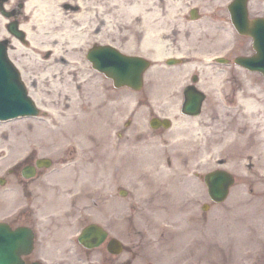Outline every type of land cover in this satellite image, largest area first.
I'll return each instance as SVG.
<instances>
[{
	"label": "rangeland",
	"instance_id": "obj_1",
	"mask_svg": "<svg viewBox=\"0 0 264 264\" xmlns=\"http://www.w3.org/2000/svg\"><path fill=\"white\" fill-rule=\"evenodd\" d=\"M22 1L24 0H9L8 4L15 5V7L10 8L19 9L20 12L17 15L19 22L23 21L24 15L22 9L24 4L21 7L19 5ZM2 17L3 15L0 13V20ZM1 25L8 32L6 23L3 22ZM108 35H111V33ZM98 42H110L128 52L139 50L127 49V45L124 46V43L129 44L127 40L108 39L104 41V39H100ZM15 49V44L10 45L9 55L20 70L21 78L27 87L28 93L41 108L38 116L27 118L29 122L33 121V125L24 126L20 130L26 131L33 127L32 130L40 133L36 129L37 123H39L38 125L43 123L41 118L48 117L53 112L51 108L54 105L46 104L44 99L43 102L37 101L34 95L35 83L30 82L23 74L22 67L17 61L18 56L13 52ZM83 61H86L89 68L92 69L85 52H83ZM155 67L152 66L151 76L146 78L142 90L138 91L128 88H119L112 91L109 88L111 87L110 80L92 69L108 81L105 85H107L106 87L109 88L110 92H117L119 97L124 98L121 101L123 103L117 108V114L112 113V120L110 119L112 125L107 129V141L104 143L98 141V144H102L99 148L98 154L101 153L99 156L91 153L90 150L85 151L83 149V154L79 157L75 166L61 170L65 167L62 159L71 155L74 145L69 144L72 148L65 147L62 149V143L67 144L69 140L59 141L60 134L56 130L50 134L57 141L55 144L51 140L43 148L38 147V145H33L35 147L30 148L32 158L42 155L53 157L52 164L47 168H43L41 173L36 175L30 182V186H28L30 188L34 185L51 188L48 185L49 182H66L68 177L65 175L69 173V176L73 177L74 172L78 175L76 170L91 173L93 177L88 188L80 183L74 187L80 196L77 203L69 202L68 197H56L52 199L53 205H49L46 210H41L45 216L50 212H54L53 217L47 216L42 219L43 225L40 230H43L44 234L37 241V249L44 253L41 259L44 264H87V258L96 257L98 251L85 254V260H82L85 258L84 256L80 258V256L77 257L74 254V251L71 252L69 239L71 235L73 237L75 234L73 230L79 228L80 224L89 221L104 223L113 234H116V236L121 235L120 237L129 246L127 251H123L118 255L117 261H101V264H216V260L218 264H234V260H236V264H239L245 258L248 259L252 256L253 253L263 254L264 251H260L258 246L264 245V192L263 194H254L247 191L248 189L260 190L262 185H259L258 176L262 173L254 167L252 171L245 173V175L239 172L236 165L233 166L234 162L228 165L227 162L223 163L222 166L236 170L237 180L224 201L212 202L208 197L205 183L196 175V172H204L209 168L218 166L216 158L222 152L220 148L216 151L217 147L213 146L211 140V137L216 136V134H211L208 127L203 126L204 129H200L196 126L195 117H193L192 122L190 118L180 114L174 117L178 120V123L174 124L175 126L165 131L163 129H159L160 131L151 130L152 128L148 125L149 116L152 113L157 114L159 111H164L165 106L173 105L179 100L180 92L176 88L185 82V72H187L183 68L177 70V66ZM252 75L260 77L259 73ZM262 83L264 85L263 81ZM148 84L150 89L144 91ZM234 85L229 84V92L233 91ZM236 91H239V89H236ZM175 92L177 95H174ZM146 93L149 96H146ZM151 96L156 102L153 101L150 106L148 105V99ZM209 97L207 101L211 99ZM161 106H164V108L161 109ZM208 112L209 106L206 103L200 118H206ZM125 119H128V121L124 124ZM179 119L186 121L187 125H184L186 122L182 123ZM188 129L193 131V139L187 140L186 133ZM137 130H140V132ZM145 130L151 132L150 138L143 132ZM198 130H201V132ZM176 138H181V141L173 143V149H176L174 151H177V153L173 149L166 151L164 142L173 141ZM112 143L116 145L117 164L112 157ZM98 144L97 146H99ZM24 145L23 140H21L19 148L21 155ZM27 146L25 145V147ZM152 147L155 157H161L162 162L164 158L177 160L181 169H184L185 176L176 183L179 195L188 200L186 206L182 209L177 210L176 208L172 212L159 211V206L153 204L152 189L149 191V181L153 180V177L150 174L141 172L140 163L135 166L134 162H131V158L135 159L134 155H137V152L139 153L138 158L144 157L145 154L142 155V153L145 150H151ZM188 149H192V151L187 152ZM236 149L243 154L242 148L236 147ZM124 150L128 155L125 162H123L122 157ZM213 151L216 152L210 156ZM257 152L260 153L259 161L256 160L257 163L254 166L263 169L264 146L257 147ZM234 155L235 159L233 161L238 160L239 158L236 156H239V153ZM89 156H93V158L88 160ZM19 157L20 155L0 169V175L5 178L4 182L0 183V216L10 206L25 199L24 196L17 193L16 187L13 186L14 174H5L6 168ZM63 160L66 162L69 159ZM227 160L229 161V158ZM77 177L79 178V176ZM120 186L127 189L126 195H118ZM85 194L88 196L86 197ZM203 202L209 203L206 209L201 208ZM91 203L92 205H90ZM70 206L72 208L69 209ZM62 211L65 214L58 216L57 212ZM166 223H174V226L178 229L172 226L162 228L161 225ZM179 224L185 227L182 229L183 232L179 228ZM245 246L251 249L245 251ZM58 252L65 253L69 257L63 260L59 259L56 256ZM256 263L264 264V259L257 260Z\"/></svg>",
	"mask_w": 264,
	"mask_h": 264
},
{
	"label": "bare ground",
	"instance_id": "obj_2",
	"mask_svg": "<svg viewBox=\"0 0 264 264\" xmlns=\"http://www.w3.org/2000/svg\"><path fill=\"white\" fill-rule=\"evenodd\" d=\"M148 8V0H24L23 21L20 22L26 31L23 39L6 32L1 25L6 23V16L1 18L0 38L7 36L8 43L15 44L13 52L18 56L23 74L35 83V98L40 102L44 99L55 108L48 117L41 118V125L37 123L40 133L32 130L33 127L20 130L33 125L27 118L0 120V169L18 155L21 140L23 144L35 140L44 147L53 141L50 134L55 130L60 134L59 141L75 136L79 143H75L74 160L61 170L76 165L83 149L96 153L95 149L100 147L98 141H107L112 113L117 114L121 103L110 96L113 94L105 85L108 81L83 61V52L93 42L111 37L127 38L131 48L137 43L144 45L151 39L143 22L149 15ZM6 61L11 62L9 56ZM237 103L247 111L261 109L264 106L263 83L260 80L246 82L237 96ZM195 122L200 129L205 126L211 132L210 119L198 118ZM187 131V140L193 139V131ZM142 155L144 157L138 158L135 165L142 163L141 172L153 177L149 181V191L152 189V203L159 206L158 210L170 212L186 206L188 200L179 195L176 186V180L183 175L179 161L163 163L161 157H155L153 147ZM92 158L89 156L88 160ZM82 176L88 178L89 174L83 171ZM179 228L185 227L179 224Z\"/></svg>",
	"mask_w": 264,
	"mask_h": 264
},
{
	"label": "flooded vegetation",
	"instance_id": "obj_3",
	"mask_svg": "<svg viewBox=\"0 0 264 264\" xmlns=\"http://www.w3.org/2000/svg\"><path fill=\"white\" fill-rule=\"evenodd\" d=\"M232 1L234 0H148L150 9L147 10L149 15L146 17L145 23L148 37L151 39L145 43L146 53L149 57L155 59L161 58L153 56V53L159 50L178 56L179 61L176 65L182 68L189 67L185 75L186 79L196 84L214 79L223 81L229 78L232 69H245L244 66L237 63V58L255 51L251 32L256 29V19H264V0H246L248 21L244 23L242 29H237L232 21L230 11ZM230 48L231 51L222 59H207L212 54L224 50L229 51ZM167 56L169 55L163 56L162 61H153V63L165 64ZM181 93L183 95L182 90ZM218 97H224V100L227 101L226 96ZM217 105L218 103L213 100L212 107L218 112ZM217 112H214L211 117L223 125L221 127L223 131L226 130L229 123L234 122L237 118L236 113L229 114L228 112H224L219 118ZM259 121L260 115L258 114L250 117L244 116L242 123L245 124L241 127V130L251 128L248 136L251 144H256L261 139L257 131ZM161 128L162 126H159L156 129ZM27 156L25 160L15 164L10 169L11 174L15 176L14 185L21 188L22 196L25 197V205L10 206L5 212L1 213L0 220L7 222L10 228L26 226L27 229L32 231V248L21 256L24 264H44L41 261L44 253L37 249V241L44 234L43 230H40L43 223L39 217L44 214L38 216L34 204L36 200L32 199L33 186L28 187L37 174L34 176L23 174L24 167L33 164L35 161L30 155ZM71 193L72 188H66L63 191V198L68 197L69 202L77 203L80 196ZM70 208L72 207L70 206ZM64 214L65 212H59L57 215L63 216ZM52 215V212L47 214V216ZM108 238L94 248H87L75 242L78 250H75L74 254L81 258L92 251H98L99 253L95 258H87L89 264H98L94 262L96 260L100 262L117 261V255L106 249ZM56 256L58 258L67 257L65 253L61 252H58Z\"/></svg>",
	"mask_w": 264,
	"mask_h": 264
},
{
	"label": "water",
	"instance_id": "obj_4",
	"mask_svg": "<svg viewBox=\"0 0 264 264\" xmlns=\"http://www.w3.org/2000/svg\"><path fill=\"white\" fill-rule=\"evenodd\" d=\"M8 27L18 36L23 35V32L17 28L16 21L10 22ZM88 56L93 61L95 66L104 70L106 73L111 74L115 78L116 83L120 84L122 82H126L133 86L139 85L140 74L146 64V61L141 57L122 54L118 55L115 50L106 46L90 48L88 50ZM6 59L5 44L0 41V87L15 84L17 85V88L9 92V94L18 96L9 97L16 98L19 101H28L29 98L26 95V89L19 79L17 70L12 63L6 61ZM4 62H7L8 64L4 65ZM261 69L264 71V68ZM3 92L6 95L4 90ZM200 97L201 95L193 96V101H195L193 105L194 107L198 104ZM0 108L5 109L6 114L10 112V107L4 108V106H1ZM0 113H3V110H1ZM206 179H208L207 183L209 186V192L213 198L216 200L222 199L227 192V185L230 180H228L226 176L220 172L212 175V177H208L207 175ZM86 229L94 231V229L98 230L99 228L95 224H91ZM25 230L26 229L6 230V227L0 224V264H21V261H18V255L15 250L19 247L22 249L30 247V242L23 239L26 234ZM19 240L23 241L21 246L19 245V242H17Z\"/></svg>",
	"mask_w": 264,
	"mask_h": 264
}]
</instances>
